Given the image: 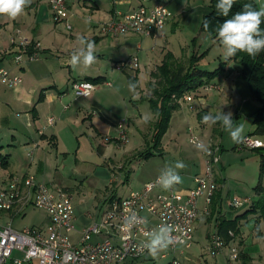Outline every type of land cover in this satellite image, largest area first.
Masks as SVG:
<instances>
[{"label": "crops", "instance_id": "0c3cea01", "mask_svg": "<svg viewBox=\"0 0 264 264\" xmlns=\"http://www.w3.org/2000/svg\"><path fill=\"white\" fill-rule=\"evenodd\" d=\"M156 2L166 4L170 17L163 29L154 37L142 36L130 28L115 34L111 31L106 33L102 31V25L112 19L115 11L131 12L142 3V0H71L65 15L72 26L69 29L70 32L66 34L61 30V27L66 28L64 22L53 20L47 0H31V4L15 19L0 16V50L6 51L0 55V66L8 68L13 74H18L22 78L21 82L14 87L0 83V123L14 132L20 128L23 130L22 136L13 132L10 135L9 144L17 150H8L2 155L3 148L0 144V186L11 178L33 174L50 185L67 189L72 200L73 191L67 186L55 183L52 180L53 177L50 176L52 167L59 158L58 153L63 154L62 161L70 155L71 148L65 146V139L76 141L73 152L74 162L90 159L97 163L104 161L111 164L113 160L108 154L111 144L122 146L129 143L130 123L135 124L140 134L144 133L145 123H152V128L150 130L149 126L150 131L148 130V136L145 138V141L149 142L148 145L152 143L151 136L154 131L156 114L152 111L153 116L149 118L139 110L132 112L131 116L129 110L126 112V100L130 99L133 102L134 99L130 98L132 95L136 94L138 99L148 95L149 91L144 87L142 89L140 85L145 80H150V71L161 64L166 53H171L177 61L185 63L192 55H200L206 51L197 62L202 66L206 64L217 66L224 57L223 51H218L219 42L206 32L200 31L202 16L211 10L210 0L144 1L147 5ZM17 30L20 34L40 44L38 58L27 59L23 54L22 61L16 63L14 52L18 51L19 47L11 39L17 40ZM80 37L95 43L97 59L90 67L73 69L70 57L80 47ZM133 54L139 59L137 68L120 70L116 67L117 61ZM238 72V61L228 59L223 73L215 76L198 90L185 94L190 95L191 100L180 97L179 105L172 112L161 138V151L165 147L180 148L181 138L186 134V130L189 136L188 130L191 128L202 140H211L220 145L219 163H221H217L214 167L216 189L214 196L212 195L213 198L211 197L210 202L206 201L205 195L198 198V215L192 227L191 244L189 246L177 245L175 250L167 247L159 251V258L164 260L163 264H167L175 257L180 264H220L225 261L232 246L237 248L240 255H245L244 258H250L251 264H264V231L257 230L256 225L258 224L255 225L256 231H249L247 227L249 215L246 214L238 221L237 232L228 230L230 235L228 240L217 232L218 218L232 219L236 214L245 210L257 213L258 220L264 219V170L260 173L261 179H258L260 181L254 186V194H246L248 190L242 185L238 187L241 188L243 195L233 193L226 187V180L222 174L224 163L221 159L225 150L223 145L225 139L222 136L226 130L219 123L212 125L202 122V117L207 112L213 114L220 111L231 112L234 125L244 126V137L253 135L256 138H262V135L253 133V117L260 104L252 98L247 80L240 77ZM97 76H101L102 79L95 82V88L88 96L75 95L72 88L73 81ZM129 77L136 80L137 87L134 91L128 88ZM108 88L113 90V93H107ZM113 100L121 102L124 108ZM50 115L54 117L51 124L47 120ZM123 117L126 118L125 129L128 136L125 141L119 138L117 129L118 120ZM191 120L195 121V126L190 124ZM184 123L189 124L184 126ZM84 134L88 140L93 137L98 139L95 145L97 154L82 146L80 138H83ZM20 142L21 147L19 148ZM90 147L93 148V145L90 144ZM263 147H247L234 143L231 148L234 149L233 151L236 149L261 151ZM23 149L25 152L23 158H20L18 150L21 152ZM186 151L182 149L186 167L176 169L182 182L172 187L183 193L194 184V175L202 174L205 169V158L202 151L197 150L193 153ZM262 157H264V152L260 153V166L264 169ZM132 159L122 158L117 161L119 168H126V179L130 176L129 167ZM48 164L51 170L47 169ZM165 167L162 166L159 173L156 172L157 174L149 178H142L139 183L128 190L127 194L142 189L146 182L160 175L166 169ZM262 168H260L261 171ZM161 191H165L162 186L153 190V192ZM112 195L121 197L110 194L103 198L105 204L98 206L99 208L94 213L82 208L79 211L77 209L79 206L74 207V229L69 233L73 242L79 241L85 226L99 220L100 214ZM236 202L240 204L236 205ZM100 207L103 208L100 209ZM26 208L0 210V226L8 222L12 225L18 216L25 215ZM143 213L146 214V211ZM154 221L149 217V223ZM48 222L49 217L45 212L40 221L31 225H17L15 228L22 229L30 226L41 228L45 227ZM212 235L218 236L222 242L221 246L215 250L208 247ZM105 237L104 232L92 234L89 241L97 242ZM148 239L149 237L147 241ZM250 239L253 246H250L248 242ZM148 253L147 250L141 257L127 259L125 264H140L141 260H153L154 258ZM19 256H21L20 251H13L5 264H16L14 258ZM239 263L240 261L237 262Z\"/></svg>", "mask_w": 264, "mask_h": 264}, {"label": "built area", "instance_id": "2783aa9c", "mask_svg": "<svg viewBox=\"0 0 264 264\" xmlns=\"http://www.w3.org/2000/svg\"><path fill=\"white\" fill-rule=\"evenodd\" d=\"M71 0H47L54 21H63L70 29L71 24L65 15ZM142 0L133 11H115L112 19L102 25L104 33H118L125 29H133L142 36H156L165 26L170 11L165 3L156 2L147 5ZM18 51L14 52V60L20 63L25 54L27 59L39 57L40 44L17 30ZM6 51L0 50V55ZM138 56L133 54L116 62L118 69L137 68ZM18 74L0 66V83L14 87L21 82ZM72 88L76 96H88L95 88V83L87 79L73 81ZM191 100L190 95L182 96ZM48 123L54 121L52 115ZM126 118L118 120L119 138L127 140ZM188 139L202 141L210 146V154L203 152L205 169L202 174L193 177V185L186 192L172 188L161 192H153L157 187L156 178L146 182L142 189L131 191L121 197L109 200L100 214L98 221L87 225L78 242H73L69 233L74 229V207L69 191L61 186H53L39 180L33 174L14 177L0 186V210L23 209L34 206L47 213L49 222L45 227H24L17 229L10 222L0 226V264H5L13 251H20L15 257L16 264H125L127 259H136L147 252L144 244L148 234L162 224L172 227L174 243L168 247L175 250L177 245L189 246L193 240L192 227L198 215V198L205 195L207 202L216 189L214 167L219 162L220 145L214 141H204L189 128ZM194 144V143H193ZM247 147H261L264 143L253 135L245 136L242 143ZM31 154V152H29ZM240 204V202L235 203ZM146 211V214L143 213ZM137 215L138 223L130 231L122 229L124 220L129 215ZM149 217L155 221L149 223ZM146 218V221H145ZM105 233L106 237L97 242H90L92 234ZM218 236L212 235L208 247L213 250L221 246ZM238 250L230 247L225 261L221 264H237ZM167 264H180L175 257ZM259 264V263H255Z\"/></svg>", "mask_w": 264, "mask_h": 264}, {"label": "rangeland", "instance_id": "374dc122", "mask_svg": "<svg viewBox=\"0 0 264 264\" xmlns=\"http://www.w3.org/2000/svg\"><path fill=\"white\" fill-rule=\"evenodd\" d=\"M256 1L258 2L259 6H264V0H256ZM65 29L66 28L63 29L61 27V30L64 34H66V32H70L69 29L68 30ZM217 47H218V51L222 50L224 52L222 46L218 45ZM208 59L212 60L210 58ZM222 60H224V57L222 58ZM200 66L211 69L214 68L216 65L210 66L209 64H206V66H202V65ZM149 78L151 79V77ZM141 86L142 89L144 87L145 90L149 91L148 95L151 94V89H149L150 87L148 81L145 80L144 83L140 85V87ZM107 93L111 94L113 93V90H110L108 88ZM195 97L196 96H194V98ZM130 98L134 99V100L132 99L133 102L130 101V99L126 100V112L129 110L130 116L132 112L136 110L144 112L145 117L151 118L153 116V112L149 107L148 101L145 98L141 99L139 97L138 99L136 94H134V96L132 95ZM113 101L119 106L123 107L121 102H119L118 100H113ZM128 107L129 109H127ZM188 124L189 123H184V126H188ZM190 124L195 126V121L191 120ZM149 126L151 130L152 123L150 124L145 123V125L143 126L144 133L140 134V131L136 128L135 124L130 123L129 134L131 138L129 143L122 146H118L117 144L114 143L111 144V150L108 152V154H110L111 156L110 158L113 160L112 164L110 162H104V161H102V163H97L96 161H92L90 159L74 162L73 152L75 150L74 148L76 145V141L75 139L64 140L65 146L71 148L70 155L67 156V159L62 161L61 157L63 156V154L58 153L59 158L56 160V163L53 165L52 170L49 167V164L46 165V167L48 170H51L50 176L51 178L53 177L52 180L55 183L62 184L63 186H67L73 191V196H72L73 207L79 206L77 208L79 211L82 208L83 210L94 213L96 212L95 210L99 208L98 206L105 204V202H103V198L108 197L110 194H114L116 196H125L128 193V190L135 184L139 183V181L142 178L146 179L149 178V176L151 175L159 173L162 166H166L165 168H168L174 166L177 161H182L184 163V159H183L184 153L182 152V149L187 150L186 152L188 153H193L198 150L195 147V145L188 140L187 130H186V134L183 135V137L181 138L180 148L165 147L161 152L155 150L153 154H149L145 156L144 151L149 144V142L147 143L145 141V138H147L148 136L147 132L149 130ZM22 131L23 130H21V128L16 129L15 132L14 130L11 131L10 128H5L0 123V144L2 145L3 148L2 155L8 152V150H12V149L17 150L16 147L9 144L10 135L13 132L16 135L18 133V135L22 136L23 134ZM82 137L83 138H80L82 146L83 147L85 146L87 150L90 149L95 154H97L95 145L98 139H95L93 137L92 139L88 140V138L87 139L85 138V134ZM261 137H262L261 140L264 143V135H262ZM222 138L225 139V142H223V145L225 146V150L223 152V158L221 159V162L224 163L222 174L226 180V187L231 189L233 193L243 195L244 193L240 191L241 188L238 187L242 185L243 187L246 188V190H248L246 194L249 195L254 194L255 191L254 186L257 184V182L260 181V180L258 181V179L260 178V173L263 172L264 170L260 166V159H261L260 153L264 152V147L261 148V151L251 150V149H242V150L236 149L235 151H233L234 149L232 150L231 147L234 144V142L231 139L228 131H225L223 133ZM90 144L93 145V148L90 147ZM18 147L19 148L21 147V142L18 144ZM52 150L53 152H55V149L52 148ZM18 151H19V157L23 158L25 149H23L21 152L20 150ZM122 158L123 159L134 158L132 159V161H130L131 162L129 167L130 176L127 179L125 176L127 174V172L125 171L126 168L123 169L119 168L120 166H118L119 163L117 162ZM260 168H262V171ZM229 202L231 204V201ZM102 208L103 207H100V209ZM25 212H26L25 215L18 216L15 219V221H13L12 224L13 227L17 225L18 226L31 225L32 223H36L40 221L41 217L44 216L45 213L43 210L36 208L34 206L27 207L25 209ZM247 216H248L247 227L249 228V231L252 232L256 231L255 230L256 226L258 231H262V230L264 231V219L258 220L259 215L255 212L253 213L247 212ZM248 242L250 246H253L251 239L248 240ZM149 256H152L154 259L141 260L140 264L164 263V260H161L159 258V252L155 256L150 254Z\"/></svg>", "mask_w": 264, "mask_h": 264}, {"label": "trees", "instance_id": "16d2710c", "mask_svg": "<svg viewBox=\"0 0 264 264\" xmlns=\"http://www.w3.org/2000/svg\"><path fill=\"white\" fill-rule=\"evenodd\" d=\"M216 3L217 0H210L209 4L211 10L202 16L200 23V31L206 32L207 34L211 33V37L214 39L216 37L215 29L223 23L225 19H229L236 12L241 11L245 4H252L254 9H259L256 0H235L229 16L223 17L216 10ZM204 20H207L209 23L207 29L204 27ZM261 29L264 30V23L261 24ZM205 52L206 51L200 55H192L185 63L177 61L171 53H166L161 64L150 71L151 79L148 81V84L150 87L149 89H151V94L145 95L143 98L148 101L149 107L156 114V120L154 122V131L151 136L152 143L145 149V156L153 154L155 150L161 152V138L168 126L172 112L179 105V98L186 93L198 90L215 76L225 71V59H221L214 68L209 69L201 67L197 62ZM229 59L238 61V75L247 80L252 98L260 104L253 117V133L256 135H264V51H261L255 57H251L244 52H238L236 56ZM129 78L130 82L136 84V80H134L133 77ZM85 79L95 83L100 81L102 77L97 76L95 78ZM263 160L264 157H262V163ZM113 198H115V196H112L110 200ZM247 212L248 210L238 213L232 219H226L225 217L218 218L217 232L228 240L230 238L228 230L230 229L233 230V232H237V223ZM33 227L35 226H31V228ZM244 256L245 255H240L238 253L239 264H251L249 262L250 258H244Z\"/></svg>", "mask_w": 264, "mask_h": 264}, {"label": "clouds", "instance_id": "9594fccd", "mask_svg": "<svg viewBox=\"0 0 264 264\" xmlns=\"http://www.w3.org/2000/svg\"><path fill=\"white\" fill-rule=\"evenodd\" d=\"M235 0H217L215 5L217 12L228 17L230 10L233 8ZM31 4V0H0V16H6L15 19L20 16L25 9ZM205 29L209 23L204 20ZM264 23V6L254 9L252 4H245L243 9L236 12L229 19H225L216 29L215 39L223 47V56L225 61L237 55L238 52L247 53L251 57L257 56L264 51V30L261 24ZM211 36V33H209ZM80 47L76 49L71 57L70 64L73 69L77 67H90L96 62L95 43L84 37L79 38ZM137 85L129 82V90H135ZM232 113L220 111L213 114L207 112L202 117L204 124L215 125L219 123L221 127L228 131L234 143H242L244 137V126L234 125ZM195 147L207 154H210V146L202 141H193ZM186 165L182 161H177L174 166L166 168L158 177V183L165 189H170L174 185L182 182L181 176L176 169H183ZM146 221V218H145ZM138 223L137 215L132 214L125 218L122 229L130 231ZM172 227L162 224L157 230L148 234L149 239L144 244L150 255L155 256L159 251L166 249L174 243L171 235Z\"/></svg>", "mask_w": 264, "mask_h": 264}]
</instances>
